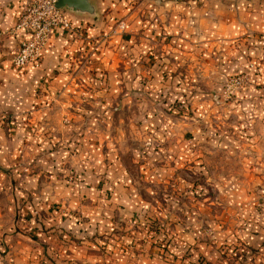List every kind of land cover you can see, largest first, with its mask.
Masks as SVG:
<instances>
[{"label": "rangeland", "instance_id": "374dc122", "mask_svg": "<svg viewBox=\"0 0 264 264\" xmlns=\"http://www.w3.org/2000/svg\"><path fill=\"white\" fill-rule=\"evenodd\" d=\"M253 5L259 20L264 4ZM125 29L120 18L101 31L84 59ZM134 41L123 57L129 72L120 63L94 83L112 99L79 97L66 114L62 88L48 95L39 86L40 99L21 113L0 105L12 144L0 156L1 264L264 263V239L248 240L256 196L264 215V130L255 127L264 125V27L231 39L242 55L223 72L196 53L198 105L182 92L165 105L172 114H143Z\"/></svg>", "mask_w": 264, "mask_h": 264}, {"label": "crops", "instance_id": "0c3cea01", "mask_svg": "<svg viewBox=\"0 0 264 264\" xmlns=\"http://www.w3.org/2000/svg\"><path fill=\"white\" fill-rule=\"evenodd\" d=\"M24 1L0 0V105L5 111L17 114L40 99L37 93L39 86L48 95L62 88L58 101L66 102L63 106L67 109L60 108H65L66 114L71 106L79 103V97L95 99L98 103L106 98L112 99L111 92L100 94V87L93 86L94 83L102 86L100 70H116L122 63V71L129 72V57L123 58L129 52V37L135 40L131 46L135 58L132 67L137 78L134 82L140 78L143 85L137 93L145 104L143 114L152 112V107L160 114H172L165 105L176 97H183L182 92L190 96L191 105H198L197 78L201 67L196 53L205 54L206 65L210 69L220 67L219 71L223 72L231 61H238L242 55L232 47L231 39L251 28L264 27V14L258 20V13L252 8L255 0H91L96 5L98 20L87 14L65 10L72 26L54 30L42 51L40 67L32 64L17 67L11 65L9 57L16 52L20 41L28 36L24 30H13ZM260 1L264 4V0ZM262 7L264 9V5ZM120 18L126 20L125 32L113 36L103 53L93 51L84 59L91 50L94 37L101 31H108ZM149 53L160 57L158 64L153 62L154 56H148ZM162 65L164 69L161 71L166 74L179 67L184 75L180 76L179 72L163 78L159 69ZM109 78L113 76L109 74ZM82 79L89 83L88 87ZM260 82H264V78ZM40 112L48 113L46 109ZM260 124L259 127L255 125L258 131L264 130V125ZM243 145L240 143V148ZM6 150H12V144L6 140L0 127V156L4 161L8 157ZM225 176L234 177L229 173ZM247 194L251 193L242 192L241 196L246 198ZM252 203L254 206L251 205L250 211L256 216L251 222L253 226L248 232V240L253 242L255 237L262 242L264 227L259 223L264 222L263 202L260 196H256ZM248 211L244 208L245 213Z\"/></svg>", "mask_w": 264, "mask_h": 264}, {"label": "built area", "instance_id": "2783aa9c", "mask_svg": "<svg viewBox=\"0 0 264 264\" xmlns=\"http://www.w3.org/2000/svg\"><path fill=\"white\" fill-rule=\"evenodd\" d=\"M71 20L62 8L55 7V0H25L13 30H24L22 39L11 58L12 64L40 67L42 51L55 29H70ZM120 26H124L121 22Z\"/></svg>", "mask_w": 264, "mask_h": 264}, {"label": "water", "instance_id": "95a60500", "mask_svg": "<svg viewBox=\"0 0 264 264\" xmlns=\"http://www.w3.org/2000/svg\"><path fill=\"white\" fill-rule=\"evenodd\" d=\"M55 7L79 14L98 17L96 5L91 0H55Z\"/></svg>", "mask_w": 264, "mask_h": 264}]
</instances>
